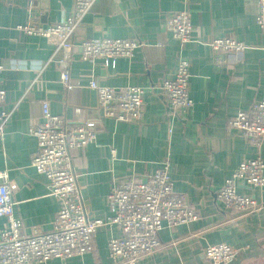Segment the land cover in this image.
<instances>
[{
	"label": "crops",
	"instance_id": "crops-1",
	"mask_svg": "<svg viewBox=\"0 0 264 264\" xmlns=\"http://www.w3.org/2000/svg\"><path fill=\"white\" fill-rule=\"evenodd\" d=\"M71 7L72 0H0V80L6 92L1 109L16 106L0 126V171L6 170L17 186L12 197L22 233L49 232L58 210L46 178L31 167L37 146L29 131L42 122V103L48 102L53 115L71 124L94 125L95 141L71 152L91 220L112 218L106 197L113 183L145 181L163 161L168 162L174 192L198 213L196 222L162 229L159 249L131 264H211L204 248L220 243L237 251L230 264H264V187L239 186L257 202L254 212H231L217 200L218 190L240 162L254 157L264 162V139L253 146L228 126L238 111L264 101V31L255 23L256 0H189L193 30L183 46L164 32L166 16L183 8L180 0H98L73 36L65 86L56 42L17 28L32 19L42 25L58 23ZM92 38L135 39L140 47L131 59L118 58L106 67L101 59H82L80 44ZM216 38H232L246 49L222 54L218 63L207 46ZM181 56L190 64L193 106L188 114L174 116L157 86L173 76ZM91 80L119 89L141 86V121L105 118L88 87ZM120 235L114 224L101 226L92 252L42 264H114L107 242Z\"/></svg>",
	"mask_w": 264,
	"mask_h": 264
},
{
	"label": "built area",
	"instance_id": "built-area-1",
	"mask_svg": "<svg viewBox=\"0 0 264 264\" xmlns=\"http://www.w3.org/2000/svg\"><path fill=\"white\" fill-rule=\"evenodd\" d=\"M98 0H72V7L60 22L42 25L32 19L18 30L28 36L54 40L62 57L57 65L62 69L60 79L67 86L73 36L85 15ZM188 1L180 0L183 8L168 14L164 32L183 46L190 41L192 23ZM255 23L264 31V0H256ZM214 60L221 62L225 53L240 54L246 46L232 38H216L207 43ZM82 59L92 62L101 59L104 66L114 64L118 58L131 59L140 47L135 39H88L80 44ZM189 61L179 57L171 78L164 79L157 89L162 94L172 115L189 113L193 101L189 96ZM4 68L0 65V74ZM88 87L96 93L97 104L105 118L116 122L139 123L145 109L144 89L141 86L114 88L102 86L91 80ZM6 92L0 80V109L5 103ZM0 110V126L15 112ZM42 122L29 133L36 140V152L31 167L47 180L48 194L58 202L52 229L46 233L23 234L21 220L15 215L13 194L17 186L6 170L0 171V264H42L49 260H63L82 256L94 249V234L104 225L114 224L120 230L118 238L107 242L108 257L114 264H131L155 253L160 247L159 233L164 228L190 224L199 219L184 196L174 192L167 161L161 163L145 181L124 180L112 184L106 197L112 213L109 221L91 220L78 185L71 152L93 143L96 138L91 122L71 124L63 117L50 112L48 102L42 103ZM250 144L259 146L264 139V101L253 103L246 111H238L228 121ZM239 186L252 189L264 187V162L260 157L240 162L217 192V200L226 210L247 213L258 210L253 197L241 193ZM204 257L211 264H230L236 249L220 243L204 248Z\"/></svg>",
	"mask_w": 264,
	"mask_h": 264
},
{
	"label": "water",
	"instance_id": "water-1",
	"mask_svg": "<svg viewBox=\"0 0 264 264\" xmlns=\"http://www.w3.org/2000/svg\"><path fill=\"white\" fill-rule=\"evenodd\" d=\"M162 96V98H164V96L163 95H161ZM165 99V98H164Z\"/></svg>",
	"mask_w": 264,
	"mask_h": 264
}]
</instances>
